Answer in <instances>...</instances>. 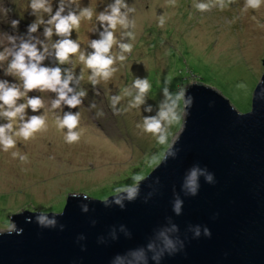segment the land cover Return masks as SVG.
<instances>
[{
    "label": "rangeland",
    "instance_id": "rangeland-1",
    "mask_svg": "<svg viewBox=\"0 0 264 264\" xmlns=\"http://www.w3.org/2000/svg\"><path fill=\"white\" fill-rule=\"evenodd\" d=\"M0 2L11 9L7 19L0 17V30L11 32L8 21L18 19L22 33L35 19L30 15L29 0ZM110 2L76 0L78 5L90 6L97 12ZM195 2L197 0H176V7H172L167 0H127L136 9L130 14L136 24L130 29L136 36L132 41L133 51L122 66L117 63L119 71L113 78L98 86L99 95L91 85L83 84L88 97L77 109L83 130L80 142L65 143L63 134L52 126V114L48 113L47 131L37 133L29 141L18 139L17 147L9 152L0 151V230L5 228L10 215L17 212L59 213L70 193L103 200L114 194V188L131 184L133 174H140L148 167L146 158L166 147L159 145L151 134L141 133L136 128L143 115L155 114L165 79H171L172 92L199 82L219 92L236 112L249 111L252 89L263 71L261 57L264 54V27H259L252 17L264 24V5L242 14L244 0H234L223 11L212 8L208 12L197 11ZM161 14L166 18L163 28L158 26ZM95 28L94 16L91 22L83 21L80 29L72 34L82 50L87 48L89 39L98 38ZM122 31L117 28L118 39ZM116 51L114 47L113 52ZM72 67L79 72V65L74 63ZM135 76L147 77L151 84L147 99L153 105V113L136 108L114 115L109 97L131 85ZM0 78L12 80L4 77L3 72ZM241 83L246 88H238ZM29 95L42 96L45 104H50L49 93ZM90 102H95L97 109H89ZM126 103L127 98L121 101V107ZM99 109H103L105 115L95 118ZM42 111L47 112V109ZM29 114L32 113L29 111ZM184 116L182 113V121ZM181 124L170 129L169 145L176 140ZM12 151L26 154L28 162L13 159Z\"/></svg>",
    "mask_w": 264,
    "mask_h": 264
},
{
    "label": "water",
    "instance_id": "water-1",
    "mask_svg": "<svg viewBox=\"0 0 264 264\" xmlns=\"http://www.w3.org/2000/svg\"><path fill=\"white\" fill-rule=\"evenodd\" d=\"M261 61L263 71L247 112H236L207 85L195 82L187 87L184 99L191 97L192 102L174 141L177 156L145 175L136 200L126 201L123 209L114 204L106 208L99 199L70 193L56 228L38 226L39 212L12 214L9 219L23 233L0 234V264H111L116 254L143 245L167 218L178 225L185 247L165 255L160 264H264V54ZM194 164L213 173L215 182L208 184L201 177L193 197L181 191V183ZM174 191L183 200L179 216L172 211ZM81 204L88 205L87 213ZM26 217L32 222L26 223ZM120 225L131 237L117 232L118 239L111 240L108 233ZM190 225L206 226L211 236L201 233L194 238ZM81 235L84 239L78 240Z\"/></svg>",
    "mask_w": 264,
    "mask_h": 264
},
{
    "label": "clouds",
    "instance_id": "clouds-1",
    "mask_svg": "<svg viewBox=\"0 0 264 264\" xmlns=\"http://www.w3.org/2000/svg\"><path fill=\"white\" fill-rule=\"evenodd\" d=\"M233 2L234 0H197L194 7L199 12H208L212 8L223 11ZM167 3L176 7V0H167ZM262 5L264 0H244L242 14L247 13L249 9L258 10ZM28 8L30 15L35 19L26 25L24 32L19 31L18 19L8 21L11 32L0 30V72H3L4 77L12 78L11 81L0 78V121H3L0 122V151L4 152L15 149L18 139L29 141L35 138L37 133L47 131L50 126L48 113L52 114V126L63 134L65 143H79L83 130L81 113L77 109L88 97V90L83 84L91 85L99 95L98 86L102 82L110 81L119 71L117 63L122 66L127 61L128 54H131L134 47L132 41L136 39L134 31L130 30L136 26L135 20L130 18V14L135 13L136 9L131 7L127 0H111L99 12L90 6L78 5L76 0H56L55 7L54 0H29ZM10 12L11 9L0 2V17L7 19ZM94 16L98 38L89 39L87 48L82 50L80 42L73 39L72 34L80 29L83 21L91 22ZM252 19L259 27H264L255 16ZM165 23L166 18L161 14L158 17V26L163 28ZM118 27L123 30L119 39L116 36ZM114 47L117 49L115 53ZM74 63L80 66L79 72L72 67ZM163 83L162 99L156 106L155 114L143 115L142 120L136 123V128L141 133L151 134L159 145L166 146L163 151L146 158V164L152 166L153 171L161 162L170 157L176 158L178 149H174L175 142L169 145L170 129L181 122L184 127L185 119L182 121V113H186L192 102L191 97L184 99L186 87L172 92L171 79H165ZM237 87L246 88V85L241 83ZM150 90L151 84L147 77L135 76L131 85L124 86L119 94L109 97V107L114 115L136 108H142L144 113H153V105L149 104L147 99ZM32 92L51 94L50 104L46 105L42 96L29 95ZM125 98L127 103L121 107V101ZM88 107L97 109V104L90 102ZM43 109H47V112H43ZM104 115L103 109H99L95 118H102ZM11 156L13 159L18 158L22 163L28 162V156L19 151H12ZM201 177L208 184L215 182L213 173L194 164L183 177L181 191L186 196H196L200 189ZM131 179V184L114 188V194L99 201L106 208L114 204L123 209L126 201L137 199L140 184L147 176L137 173L133 174ZM156 184H159V179ZM152 195L153 193H149V197ZM72 196H83L85 200L93 199L80 193H73ZM182 207L183 200L174 191L173 213L181 215ZM80 209L84 213L89 211L87 204H81ZM62 214L63 212L52 213L49 216L48 213L39 211L35 221L42 228H56V217ZM25 222L31 223V218L26 217ZM92 223L95 224V221ZM59 228L63 230L64 225L60 224ZM188 231L194 238H199L201 233L205 237L211 236V231L206 226L190 225ZM117 232L131 237L126 227L120 225L118 229L113 227L108 233L111 240L118 239ZM179 232L178 225L172 222L171 218H167V222L155 229L143 245L116 254L111 264H150V261L160 264L165 255L171 256L184 249L185 240L181 239ZM3 233L21 235L23 229L8 219L5 228L0 230V234ZM83 239V235L78 237V240ZM99 242L104 243L105 238L100 237Z\"/></svg>",
    "mask_w": 264,
    "mask_h": 264
},
{
    "label": "trees",
    "instance_id": "trees-1",
    "mask_svg": "<svg viewBox=\"0 0 264 264\" xmlns=\"http://www.w3.org/2000/svg\"><path fill=\"white\" fill-rule=\"evenodd\" d=\"M151 167L150 166H148V167H145V170H142L141 172H140V174H143L144 176L149 172V170H151L150 169ZM130 181H132V179H130Z\"/></svg>",
    "mask_w": 264,
    "mask_h": 264
}]
</instances>
